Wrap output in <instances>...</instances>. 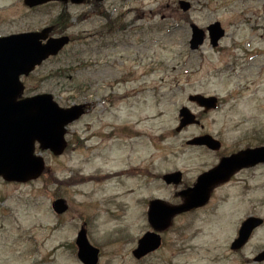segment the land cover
Instances as JSON below:
<instances>
[{
    "label": "rangeland",
    "instance_id": "374dc122",
    "mask_svg": "<svg viewBox=\"0 0 264 264\" xmlns=\"http://www.w3.org/2000/svg\"><path fill=\"white\" fill-rule=\"evenodd\" d=\"M189 1L191 10L183 12L179 0H85L38 8L0 0V36L41 29L62 11L70 18L65 28L73 40L22 77L24 95L50 92L62 106H91L69 125L62 155L36 147L49 171L28 182L0 180V264H84L75 244L83 223L100 249L98 264H264L252 260L264 249V224L241 253L231 249L245 218H264V176L257 173L252 189L231 184L207 205L176 216L156 252L140 260L132 253L152 229L149 200L182 202L181 188L160 177L179 169L194 182L216 160L186 144L202 132L199 126L176 131L182 106L230 148L242 131L253 127L264 134V0ZM214 21L226 30L218 48L206 37L191 50L190 23L205 28ZM196 92L217 95L218 107L204 112L188 99ZM90 173L118 175L73 181ZM58 197L69 203L64 214L52 208Z\"/></svg>",
    "mask_w": 264,
    "mask_h": 264
},
{
    "label": "water",
    "instance_id": "95a60500",
    "mask_svg": "<svg viewBox=\"0 0 264 264\" xmlns=\"http://www.w3.org/2000/svg\"><path fill=\"white\" fill-rule=\"evenodd\" d=\"M50 0H25L30 6L42 4ZM67 2L68 0H63ZM80 3L82 0H72ZM181 9L186 12L191 8L187 0L179 1ZM51 27L41 32H26L0 37V176L8 181L25 182L38 178L45 170L44 158L35 154V144L39 142L44 150L60 155L67 146L65 139L66 125L79 118L84 113L85 104H75L61 107L52 94H40L18 100L23 91L20 81L22 74H29L37 64L50 55H56L70 40L69 36L48 37ZM191 49L196 50L204 43L206 31L196 24H191ZM212 46H217L225 35L219 21L208 26ZM47 41L42 43L43 40ZM189 99L204 107V111L214 109L218 105L216 96L203 94L190 95ZM180 124L177 130L191 124H199L196 114L189 108L180 110ZM188 144L206 145L210 149H218L220 142L211 134H202L188 141ZM264 162V146L248 148L229 157L223 158L214 168L201 173L193 186L179 191L183 202L172 205L163 199L150 201L148 220L154 231H147L138 241L133 254L142 258L158 249L162 243L160 231L171 226L173 218L186 211L205 205L212 189L229 178L243 166ZM182 172L176 171L163 175L167 184H178ZM57 213L68 209L64 198H58L52 203ZM263 223L262 218L248 217L242 224L237 239L232 243L233 249L241 248L249 239L252 231ZM78 256L84 264H97L99 249L90 244L87 230L82 226L76 239ZM258 260L264 259V251Z\"/></svg>",
    "mask_w": 264,
    "mask_h": 264
},
{
    "label": "flooded vegetation",
    "instance_id": "af4514ba",
    "mask_svg": "<svg viewBox=\"0 0 264 264\" xmlns=\"http://www.w3.org/2000/svg\"><path fill=\"white\" fill-rule=\"evenodd\" d=\"M54 3V2H50ZM46 4L42 5L45 6ZM39 7V6H38ZM60 22L57 21V23L54 24L53 27V33L55 29H58L60 27L59 25ZM56 33V32H55ZM64 34V33H63ZM63 34H57L56 35H63ZM94 35V34H92ZM204 126H202V129ZM205 132L202 130V133ZM256 131L253 127L250 128L248 131H242L241 134L237 136V141L236 143L232 146V148L229 147V145L226 143L223 137L219 135H214L218 140H220V147L218 150H211L207 146H199V148L205 150L208 153H211L215 156V162L210 163L209 165L207 164L206 167H209L208 169L216 166L222 158L224 157H229L232 154H236L242 150H245L247 148H253V147H258L264 145V134H256ZM139 142H134L131 144V149L134 150V156L136 157V154L139 152V147H138ZM116 149V148H115ZM111 150V148H110ZM131 169L135 168L133 163H130ZM207 169V170H208ZM134 172V171H132ZM256 173L257 177H263L264 176V162H259L255 165H249V166H243L239 170L235 171L233 174L229 176L227 180L224 182L219 183L214 189L213 193L218 191L219 189L223 187H228L231 184H238L242 187L244 190H250L252 189L253 184L255 183V178H256ZM185 177L183 175L182 177V183L180 184V187H187L193 184V181H185ZM242 249V248H241ZM237 250L235 251L236 253H241L242 250ZM253 261H255L253 259Z\"/></svg>",
    "mask_w": 264,
    "mask_h": 264
},
{
    "label": "bare ground",
    "instance_id": "6f19581e",
    "mask_svg": "<svg viewBox=\"0 0 264 264\" xmlns=\"http://www.w3.org/2000/svg\"><path fill=\"white\" fill-rule=\"evenodd\" d=\"M87 177H91V176H87ZM75 179H76V181H79L81 179V176H77ZM93 181H96V179L89 178V179L85 180V182H93Z\"/></svg>",
    "mask_w": 264,
    "mask_h": 264
},
{
    "label": "trees",
    "instance_id": "16d2710c",
    "mask_svg": "<svg viewBox=\"0 0 264 264\" xmlns=\"http://www.w3.org/2000/svg\"><path fill=\"white\" fill-rule=\"evenodd\" d=\"M66 16V13H63L59 18H61V19H64V17ZM112 27V22H111V26H110V28Z\"/></svg>",
    "mask_w": 264,
    "mask_h": 264
}]
</instances>
